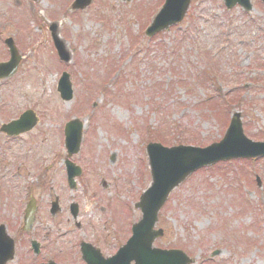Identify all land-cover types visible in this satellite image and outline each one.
Segmentation results:
<instances>
[{"label": "rangeland", "instance_id": "rangeland-1", "mask_svg": "<svg viewBox=\"0 0 264 264\" xmlns=\"http://www.w3.org/2000/svg\"><path fill=\"white\" fill-rule=\"evenodd\" d=\"M16 1L21 5L0 0V61L8 58V36L23 54L16 74L0 84V110L7 109L0 121L31 108L41 123L23 142L2 145L0 136V171L13 169L2 154L10 145L11 154L31 159L19 184L35 182L40 172L48 183L62 163L63 155L55 159L53 152L63 144L64 121L89 125L81 156L86 179L101 190L102 207L115 221L108 226V253L140 217L134 206L150 182L145 146L160 142L155 132L166 131L162 145L206 146L222 137L230 115L238 112L244 134L253 141L264 138L260 0H251L249 13L240 7L227 11L222 0H191L179 25L151 39L143 30L163 0H92L81 11L68 10L72 0ZM28 1L46 21H60L71 63L58 62L48 24L31 15ZM62 71L72 82L68 102L56 92ZM215 96L223 102L210 110L205 103ZM226 99L233 104L228 102L229 117ZM188 131L195 135L188 137ZM34 158L44 160L41 171ZM257 160L204 168L184 181L158 214L156 227L164 234L154 246L180 249L196 264H264V158ZM216 249L220 255L210 257ZM25 253L17 247L18 255Z\"/></svg>", "mask_w": 264, "mask_h": 264}, {"label": "flooded vegetation", "instance_id": "flooded-vegetation-1", "mask_svg": "<svg viewBox=\"0 0 264 264\" xmlns=\"http://www.w3.org/2000/svg\"><path fill=\"white\" fill-rule=\"evenodd\" d=\"M0 135L4 136L1 132ZM64 156L59 171L49 176L48 183L44 174H37L35 182L28 180L23 191L17 185L13 199L7 191L0 206V225L4 226L16 248L21 246L26 250L22 258L15 260V264H49V260H54L55 264H87L83 259L84 243L89 244L87 249L92 246L102 256H110L107 238L101 236L102 232L90 220L88 206H84L86 201H90L85 195H71L73 192L66 190ZM13 160L12 157L7 159L10 165ZM33 160L40 166V158ZM71 160L75 161L73 156ZM21 194L22 197L19 196ZM72 203L77 204L75 212L72 211ZM27 207L33 213L29 217L31 222H25ZM98 216L102 217V214L98 213ZM91 256L96 254L92 251Z\"/></svg>", "mask_w": 264, "mask_h": 264}, {"label": "water", "instance_id": "water-1", "mask_svg": "<svg viewBox=\"0 0 264 264\" xmlns=\"http://www.w3.org/2000/svg\"><path fill=\"white\" fill-rule=\"evenodd\" d=\"M189 1L190 0H166L162 9L157 14L146 33L151 36L155 32L181 21L188 7ZM225 1L228 7L234 5L236 2L241 4L246 10H249L251 7L248 0ZM88 2L89 0H76L74 2L73 8H84ZM8 43L11 44L10 41H8ZM59 55H61L64 60H67V53L65 56L59 52ZM17 61L18 59L15 57V60L11 64L7 63L0 65V76L7 74L12 75L16 70ZM59 84L60 89L58 88V91L61 93L62 98L69 99L71 95V89L66 74H64V77H62ZM24 118L26 119L27 116ZM18 124L19 126L16 129H20V126L26 125L27 121L23 119L19 121ZM73 132L74 130L72 127H70L67 135L68 139L71 135L74 136ZM76 142H79V136L78 138H75V143ZM257 147H259L261 150L258 154H264V143H252L242 135L238 121V115H234L232 118L230 128L227 130L226 135L221 143L212 145L206 149L200 150L181 147L164 149L158 145H149L147 147V157L150 165L152 182L150 187L141 195L140 202L136 205L141 209L143 218L138 224L133 226L134 235L130 239L131 242H129L124 248L126 251H130L129 259L135 260V249L138 247L141 248L143 253L142 261H140L142 264L191 263L192 261L179 251L163 253L158 250L150 249L151 242L154 238L153 236L161 234V231H158L157 233H153L151 231L156 221V214L159 208L163 205L174 187H176L189 173H191L196 168L221 159L240 156H255L254 151L248 152V150L244 149H256ZM128 247H130V249H128ZM131 252H134V254H131ZM150 255H152V257ZM148 256L151 258H147Z\"/></svg>", "mask_w": 264, "mask_h": 264}]
</instances>
